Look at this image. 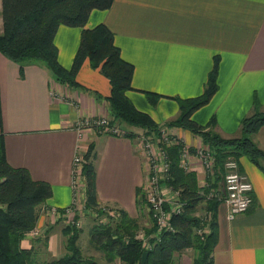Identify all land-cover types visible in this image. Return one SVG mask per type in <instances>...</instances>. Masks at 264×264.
Instances as JSON below:
<instances>
[{"label":"crops","instance_id":"obj_1","mask_svg":"<svg viewBox=\"0 0 264 264\" xmlns=\"http://www.w3.org/2000/svg\"><path fill=\"white\" fill-rule=\"evenodd\" d=\"M98 24L113 33L121 57L133 65L128 99L160 128L172 131L188 151L190 171L203 185L206 175L195 156L202 139L165 125L179 116L175 98L202 93L215 58L218 89L191 119L200 126L210 124L209 130L229 138L240 136V123L254 112L255 102L264 112V0H113L106 10H92L85 28ZM80 34L81 28L65 25L56 31L58 62L65 69L72 65ZM76 80L82 89L55 81L40 62L19 64L0 53V135L6 161L27 169L33 180L48 183L52 191L39 207L35 228L21 242L22 248L34 250L36 259H47L44 264L66 253L62 229L72 225L68 221L79 222L81 234L86 228L89 237L95 222L85 224L93 213L84 205L83 175L74 189L73 157L78 147L92 149L98 205L120 209L142 226L152 225L147 206L136 204V190L147 176L139 139L145 131L119 123L131 137L87 129L79 139L76 121L110 117L106 102L110 84L87 60ZM144 92L158 95L156 103ZM252 139L264 151V125ZM235 160L252 183L251 204L232 220L227 218L226 203L218 205L213 264H264V160L260 167L243 156ZM211 177L220 186L221 176ZM68 207L66 219L63 209Z\"/></svg>","mask_w":264,"mask_h":264},{"label":"trees","instance_id":"obj_2","mask_svg":"<svg viewBox=\"0 0 264 264\" xmlns=\"http://www.w3.org/2000/svg\"><path fill=\"white\" fill-rule=\"evenodd\" d=\"M112 3L113 0H0V53L19 64L40 62L55 81L78 90L82 86L77 82L76 75L87 60L92 69H97L109 81L110 94L106 102L111 124L143 129L144 135L158 141L166 154L169 168L162 183L179 192L177 201L181 210L172 217V231L157 235L152 219L151 227L146 228L137 218L129 217L120 209L113 208L118 214L115 217L106 214L105 209L109 207L97 203L91 147L84 153V205L87 211L106 219L93 224L89 237L92 247L104 255L105 263L101 264H141L144 252H147L144 264H178L177 257L189 250L193 251L192 264H213L212 252L217 242L216 213L222 199L215 196L207 198L219 187L217 179L211 176L218 174L222 178L225 160L238 159L242 155L256 166H261L264 151L258 148L252 136L264 125V112L258 110L255 102L254 112L240 123V136L229 138L209 130L210 124L200 126L191 119V115L206 105L218 89L217 58L199 96L175 98L179 116L165 126L178 127L198 135L202 143L209 145L214 152L212 175L205 179L206 184L200 185L196 173L186 171L180 165L181 142L165 146L160 141L162 128L148 114L137 110L128 99L126 93L132 89L134 69L121 57L113 33L104 24L85 28L92 10H106ZM61 25L81 28L79 45L69 69L59 64L54 43L56 31ZM144 94L152 104L159 98L151 92ZM123 130L126 136H132L131 132ZM51 192L48 183L33 180L27 169L15 168L7 163L0 135V264H44L36 259L32 248H22L21 242L35 228L39 207L51 196ZM136 204L147 206L142 188L136 190ZM201 207L203 214L198 213ZM207 216L208 221L205 220ZM201 228H207L208 233H197ZM140 231L152 236L149 239L151 249L142 247V242L136 237ZM62 233L66 237V253L48 264H100L83 256L78 246L79 227L66 225Z\"/></svg>","mask_w":264,"mask_h":264},{"label":"built area","instance_id":"obj_3","mask_svg":"<svg viewBox=\"0 0 264 264\" xmlns=\"http://www.w3.org/2000/svg\"><path fill=\"white\" fill-rule=\"evenodd\" d=\"M77 132L78 138L80 139L87 129H99L100 132L105 134H111L119 137L126 136V132L120 127L118 123L111 124L110 117L100 118H85L76 121L73 125ZM140 148L143 151L146 164H147V176L142 186L145 199L147 200V208L150 218L153 220L156 234L159 235L162 232L172 231L171 220L172 217L181 210V204L177 201L179 192L172 190L162 183V179L168 172V161L166 154L161 144L156 140L148 139L145 135H141ZM160 141L165 145L169 146L176 144L179 141L173 136V133L168 128H162L160 130ZM84 151L81 147H78L73 157V178H74V189L77 190V180L83 175ZM195 156L198 159L199 165L206 175H212L214 167V152L209 145L201 143L195 150ZM188 151L182 149L180 154V165L184 170L189 171L187 165ZM206 184V183H204ZM253 192V186L248 176L239 171L238 162L233 158H228L223 163V175L220 186L216 191H212L207 195V198L213 196L218 199H222L227 205L228 213L227 218L229 220L234 219L238 214L244 213L249 209L251 204V194ZM116 209V208H115ZM106 214L112 217L118 214L112 208L105 209ZM52 214H57L56 209L51 210ZM71 213L70 208L63 209V217L68 219ZM208 216L205 220L208 221ZM71 224H75L77 227L80 226L79 222L68 221ZM197 233H208L207 228H201ZM141 242L142 247L149 250L152 245L150 238L143 231H140L136 236Z\"/></svg>","mask_w":264,"mask_h":264},{"label":"rangeland","instance_id":"obj_4","mask_svg":"<svg viewBox=\"0 0 264 264\" xmlns=\"http://www.w3.org/2000/svg\"><path fill=\"white\" fill-rule=\"evenodd\" d=\"M123 126L126 127L125 125H123ZM242 156L245 157L247 160H249L247 158V156H245V155H242ZM242 156H240V157H242ZM198 213L199 214H203L202 207L199 209ZM87 219H88V221H86V223H85L87 226L88 225H92L94 221L97 223V222H102V221L104 222L106 220L104 216L101 217V216H98L96 214L88 215L87 216ZM87 222H88V224H87ZM85 224H84V226L82 225V227H85ZM143 227H149V226L143 225ZM78 246L80 247L81 252H82V254H83L84 257H86V258H93L96 262H98L100 264L101 263H105V260H104L105 258H104L103 253L102 252H99V251H96L92 247V245L90 244V242H89V236H87V229L86 228H84L82 230V234H81L80 239L78 241ZM43 258L44 257H41V259H38V260L40 262H44L45 260H47V259H43ZM177 258L181 262V264H192L193 251L192 250L184 251Z\"/></svg>","mask_w":264,"mask_h":264},{"label":"water","instance_id":"obj_5","mask_svg":"<svg viewBox=\"0 0 264 264\" xmlns=\"http://www.w3.org/2000/svg\"><path fill=\"white\" fill-rule=\"evenodd\" d=\"M146 257H147V252H144L143 255H142V258H141V264L145 263Z\"/></svg>","mask_w":264,"mask_h":264}]
</instances>
